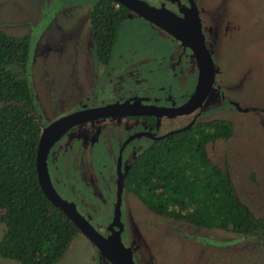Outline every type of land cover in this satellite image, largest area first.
<instances>
[{
    "label": "rangeland",
    "instance_id": "1",
    "mask_svg": "<svg viewBox=\"0 0 264 264\" xmlns=\"http://www.w3.org/2000/svg\"><path fill=\"white\" fill-rule=\"evenodd\" d=\"M98 1L0 0V29L17 38H30L29 79L44 127L46 122L88 106L152 101L159 93L162 97L171 95L169 106H179L193 94V74L186 72L181 59L186 47L135 13L129 14L121 28L112 63L101 65L90 22ZM200 5L208 35L218 36L214 46L209 42L217 60V87L193 116L159 119L161 132L179 130L199 114L200 122L232 123L230 138L208 145L211 164L229 170L239 198L256 216L264 218V0H200ZM176 54L179 73L168 78L164 69L178 58ZM117 55L125 56L121 66ZM158 63L163 69L157 72L154 68ZM126 68L136 78H126ZM148 71L155 73L149 75ZM141 74H145V81H141ZM153 76L157 79L148 87ZM125 121L101 120L80 129H92L93 142V136L107 137L114 132V123ZM146 137L134 145L138 154L152 144L153 138ZM84 141L88 140L69 132L52 150ZM59 189L62 197L72 201ZM126 197L122 208L126 223L121 224L122 216L117 217L112 228L128 236L138 264H264V246L256 241L177 222L151 212L131 192ZM108 211H114V205L109 204ZM5 231L0 220V241ZM123 242L127 244L124 237ZM0 264L21 263L0 257ZM58 264L110 263L78 233Z\"/></svg>",
    "mask_w": 264,
    "mask_h": 264
},
{
    "label": "trees",
    "instance_id": "2",
    "mask_svg": "<svg viewBox=\"0 0 264 264\" xmlns=\"http://www.w3.org/2000/svg\"><path fill=\"white\" fill-rule=\"evenodd\" d=\"M130 13L115 0L96 3L90 22L101 65L112 63ZM30 46L28 36L17 38L0 29V220L6 225L0 257L58 264L80 231L39 184L37 153L45 121L29 79ZM232 134V123L209 120L159 138L125 169V190L163 217L232 232L264 246V218L239 198L229 170L209 158L208 145Z\"/></svg>",
    "mask_w": 264,
    "mask_h": 264
},
{
    "label": "flooded vegetation",
    "instance_id": "3",
    "mask_svg": "<svg viewBox=\"0 0 264 264\" xmlns=\"http://www.w3.org/2000/svg\"><path fill=\"white\" fill-rule=\"evenodd\" d=\"M145 1H147L148 3H150L151 5L157 8L168 9L171 12L189 21H193L196 15L195 13H197L201 21V25L203 28V32L205 34L208 48L210 49V43L212 46L216 44L218 36L215 35V37L212 38L207 33L208 30H206V24L204 22V18L202 17V6L200 5V0H145ZM162 31L165 32L164 30ZM165 33L168 34L167 32ZM184 47L186 46L184 45ZM172 49H174V47ZM211 52L215 58L213 51ZM183 54L184 56H182L181 59L184 61V65L187 66L188 68L186 72L188 74L192 73L194 77L195 87L193 89V94L191 95V97L182 105L169 106L167 100L170 99L171 95H164L162 97V93L158 92L159 94L156 93L158 95L155 96L154 100L152 101L144 100L139 103L150 104L153 106H161V107H180L188 103L195 96L197 92V86H199V80H200L199 65L197 63V60L193 52L189 48L186 47V51H184ZM176 56H178V54H176ZM118 58H119L120 66L126 62L125 56L121 57L117 55V59ZM178 60H179V56L176 60L172 62L170 61L171 65L164 69V72L166 75H168V78H171L173 75L179 73L178 65L175 64L178 62ZM215 61L217 65V60L215 59ZM160 68L161 67L158 63L157 68L156 69L154 68V70L158 72V69ZM162 69L163 68H161L160 70L162 71ZM127 70L128 68L124 70L125 72L124 76L126 78H130V79L136 78L137 76L136 74H134L131 70L126 72ZM154 73L155 72L153 71H148L147 74L154 75ZM144 75L145 74H141L142 76L141 81H145V79L143 78ZM156 79L157 78L155 76L151 77L150 80L152 82L151 83L149 82L148 87L152 86L153 83L156 81ZM138 83L140 84L139 81ZM215 87H217V82L215 84ZM160 90L161 89L159 88V91ZM220 92H221V97H223L222 99H224L225 101L222 91ZM228 104L237 107L236 104L234 103L230 102ZM88 107H93V106H88ZM196 112H198V110ZM196 112L192 114H195ZM145 117L154 118L155 122L153 123L147 122ZM175 117H179V116H175ZM199 117L200 114L196 118L193 117L190 124L200 122L198 120ZM162 118H167V117L135 116V117L121 118L122 120H126V121L121 123L117 122L120 123L121 125L114 123L116 127L112 128L114 131L113 133L110 132V134L107 137H105L104 135L93 136L92 138L93 142H90V133L92 129L83 130L80 129L82 128L83 125L79 126L70 132H73L74 134H80L81 137L83 136V138H85V140L88 141H84L83 144L76 145L75 147H72V145H70V146H62V148H57V149L55 148L51 150L48 157L49 174L56 190L57 188L58 189L60 188L59 190H61L63 194H67L66 196L70 198L72 201H68L66 198L64 197L63 198L70 203L73 202L72 204L75 205L79 209V211L83 213V215L86 218H88L89 221L94 226L98 227V229L102 231L105 236L120 235L119 238L121 239L122 242L124 237L126 239L127 244L123 242V245H125L127 249H130L132 253H133V249L129 246V241L127 240L128 236L125 234V232H121L120 230H116L112 228V225L114 224L113 221H115L116 219L117 208L119 209L120 217L122 216L120 220L121 224L126 223L125 213L122 212V208L126 202V198H127L126 195L129 194V192L126 191L125 188L123 187L121 203L119 204L118 203L119 178L123 179V173L125 172V169L129 167L137 159L138 156L144 153L152 145L151 144L143 152L138 154L135 150L134 145L139 140H142L143 138H148L146 136H149L153 138L152 143H154L159 141V138L166 136L172 132L180 130L179 129L175 131H169L167 133H162L161 132L162 127L160 126V121H159V119ZM111 119L113 118L106 120H111ZM116 119H120V118H116ZM95 122L97 121H94V123ZM47 123L50 124L51 122L49 121ZM188 125L184 127H187ZM119 129L121 131H119ZM70 190L73 191L75 195L72 194V192L69 193L68 191ZM114 196L116 197V202L112 203ZM109 204L114 205V211L112 212L108 211ZM104 222L106 223L104 224V226H102Z\"/></svg>",
    "mask_w": 264,
    "mask_h": 264
},
{
    "label": "water",
    "instance_id": "4",
    "mask_svg": "<svg viewBox=\"0 0 264 264\" xmlns=\"http://www.w3.org/2000/svg\"><path fill=\"white\" fill-rule=\"evenodd\" d=\"M115 1L164 30L193 52L200 69L197 92L188 103L180 107H161L143 103H116L85 107L66 114L43 128L36 165L39 184L47 199L74 223L80 233L97 248L110 264H138L132 251L123 245L119 238L120 235L105 236L75 205L65 200L57 192L49 174V154L59 138L90 122L135 116L175 117L192 114L203 107L211 95L216 84L217 70L215 58L207 46L197 13H195L194 20L189 21L168 9L157 8L145 0ZM123 187V179L119 178V204L121 203ZM117 217H120L118 208L116 219H118Z\"/></svg>",
    "mask_w": 264,
    "mask_h": 264
},
{
    "label": "crops",
    "instance_id": "5",
    "mask_svg": "<svg viewBox=\"0 0 264 264\" xmlns=\"http://www.w3.org/2000/svg\"><path fill=\"white\" fill-rule=\"evenodd\" d=\"M197 89H198V86H197Z\"/></svg>",
    "mask_w": 264,
    "mask_h": 264
}]
</instances>
